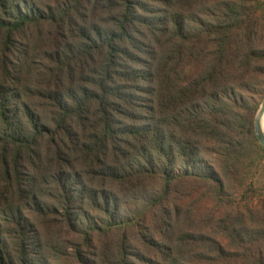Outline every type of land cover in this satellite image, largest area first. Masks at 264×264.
I'll return each instance as SVG.
<instances>
[{"label": "trees", "instance_id": "trees-1", "mask_svg": "<svg viewBox=\"0 0 264 264\" xmlns=\"http://www.w3.org/2000/svg\"><path fill=\"white\" fill-rule=\"evenodd\" d=\"M263 102L264 0H0V264H264Z\"/></svg>", "mask_w": 264, "mask_h": 264}, {"label": "rangeland", "instance_id": "rangeland-1", "mask_svg": "<svg viewBox=\"0 0 264 264\" xmlns=\"http://www.w3.org/2000/svg\"><path fill=\"white\" fill-rule=\"evenodd\" d=\"M20 40L22 41V39L18 37V41ZM20 49L23 48L20 47ZM44 56L45 55H39L38 60L44 61ZM12 58L13 60H15L16 57H12ZM181 193L183 194V199H187L185 200V202L181 204L184 207V210L185 211L190 210L194 212V214L197 216L199 214H205L206 218L203 219V221L205 223L209 222L210 218L208 217L210 216V213L212 212V209L215 208V206L212 204V199L210 198V196L208 194H204L206 193V191H204L202 194L198 193L196 195H192V197L190 196L189 198H188L189 196L188 194L190 193V191L188 190V187H186L185 189H181ZM45 201H47L49 205H55V201L50 198H46ZM132 205H137V204L132 203ZM173 205H174V201H171V203L168 204V207H173ZM257 206H258L257 200L252 204H248L246 202H240L239 204V208L242 210V212L245 213V215L247 214L248 209L257 208ZM225 210H228V208L226 207ZM24 211H25L24 213L25 219H27V221L30 222V224H33V227H35L40 232L41 237L43 239H46L47 241L54 244H59L60 247L64 245L70 246V244L72 243L80 242L79 237L75 235V233H72L71 230L68 228V226H66L62 222V217L58 213L49 210L46 212L47 214H44L42 212L41 213L38 212L35 208L32 209L30 207L26 208ZM249 222H250L249 217L248 215H246L247 225H249ZM137 235L138 233L136 229L129 232V236L131 238H134ZM105 242H108V240L107 239H102L100 241L97 240L95 242L97 243L96 247L94 249H89L90 252L87 251L92 254V258H93V254H98L100 253V251H102L103 244ZM133 244L135 245V247L138 246L136 243ZM93 261H95V257L93 258ZM62 264H69V262L62 261Z\"/></svg>", "mask_w": 264, "mask_h": 264}, {"label": "water", "instance_id": "water-1", "mask_svg": "<svg viewBox=\"0 0 264 264\" xmlns=\"http://www.w3.org/2000/svg\"><path fill=\"white\" fill-rule=\"evenodd\" d=\"M263 117H264V102L257 114L256 122H255L256 135L262 146H264V128L262 124Z\"/></svg>", "mask_w": 264, "mask_h": 264}, {"label": "bare ground", "instance_id": "bare-ground-1", "mask_svg": "<svg viewBox=\"0 0 264 264\" xmlns=\"http://www.w3.org/2000/svg\"><path fill=\"white\" fill-rule=\"evenodd\" d=\"M262 124H263V128H264V117H263V120H262Z\"/></svg>", "mask_w": 264, "mask_h": 264}]
</instances>
